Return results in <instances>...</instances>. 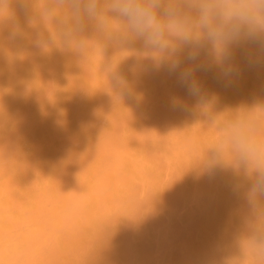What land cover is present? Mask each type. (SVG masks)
Here are the masks:
<instances>
[{"label": "bare ground", "instance_id": "1", "mask_svg": "<svg viewBox=\"0 0 264 264\" xmlns=\"http://www.w3.org/2000/svg\"><path fill=\"white\" fill-rule=\"evenodd\" d=\"M29 3L0 14V264H264V165L213 155L229 125L264 136V47L234 44L227 76L185 49L172 72L106 0L71 42L69 0ZM188 67L199 98L178 79Z\"/></svg>", "mask_w": 264, "mask_h": 264}, {"label": "clouds", "instance_id": "2", "mask_svg": "<svg viewBox=\"0 0 264 264\" xmlns=\"http://www.w3.org/2000/svg\"><path fill=\"white\" fill-rule=\"evenodd\" d=\"M18 5L22 11L30 7L29 0H18ZM69 8L72 22L65 37L71 42L74 34L97 19L101 6L99 0H69ZM104 10L121 21L125 40L140 41L158 58L157 67L167 65L172 72L181 69L177 54L185 49L189 60L205 52L201 67L220 66L227 76L233 71L229 61L234 44L245 40L264 47V0H106ZM0 14L12 15L9 0H0ZM38 43L46 44L43 39ZM250 58L255 57L250 54ZM109 72L114 90L131 95L120 69L109 66ZM195 72V68H183L178 79L192 97L199 98L203 82ZM174 103L182 105L183 99L175 97ZM226 151L241 164L264 165V136L242 122L229 125L218 138L213 155ZM252 192L264 193V167H257ZM251 249L257 258L264 257V237L257 236Z\"/></svg>", "mask_w": 264, "mask_h": 264}]
</instances>
